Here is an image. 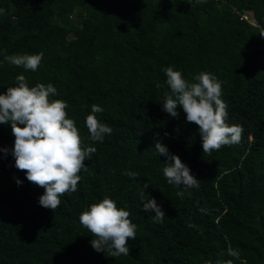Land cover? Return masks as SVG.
<instances>
[{
    "label": "trees",
    "instance_id": "16d2710c",
    "mask_svg": "<svg viewBox=\"0 0 264 264\" xmlns=\"http://www.w3.org/2000/svg\"><path fill=\"white\" fill-rule=\"evenodd\" d=\"M261 33L264 0H0V94L21 74L29 87L51 83L57 95L50 100L67 102L83 147L96 149L78 190L60 197L54 212L38 203L45 189L0 152V264H264ZM41 52L35 72L4 59ZM168 66L189 81L202 71L222 81L226 123L243 127L239 143L203 153L183 109L178 118L162 110ZM93 104L113 128L102 143L85 124ZM14 140L11 125L0 124V149ZM157 142L190 168L198 188L167 183L169 161L156 153ZM104 198L137 225L128 256L94 250L95 237L79 221ZM152 198L163 223L143 208Z\"/></svg>",
    "mask_w": 264,
    "mask_h": 264
},
{
    "label": "clouds",
    "instance_id": "9594fccd",
    "mask_svg": "<svg viewBox=\"0 0 264 264\" xmlns=\"http://www.w3.org/2000/svg\"><path fill=\"white\" fill-rule=\"evenodd\" d=\"M264 36V33L260 34ZM8 64L35 72L41 65L43 53L5 55ZM162 71L166 75V84L170 89L164 93L162 110L172 118H178V109L186 114V121L198 126L202 140L203 153L211 154L225 145L239 143L243 127L229 125L227 104L222 99V81L216 75L202 71L192 81L183 73L168 66ZM16 87H8L6 93L0 94V124H10L15 137L11 149L2 148L5 156L14 157L15 167L24 171L26 179L32 184L45 189L39 197L41 207L53 212L61 203L60 197L78 190L81 180L79 173L86 170V160H90L96 151L94 147H83L82 137L73 119L68 118V104L63 100H50L57 95L51 84L38 83L29 87L24 75L16 77ZM157 88L162 85L157 83ZM100 105L93 104L85 124L94 142H103L105 136L113 133V128L102 122L97 114L103 113ZM159 156H165L163 175L169 185L184 190L198 188L199 180L192 174L179 156L169 152L168 148L157 142L154 146ZM129 177L136 173L126 172ZM17 185L23 181L17 179ZM144 189L148 187L145 184ZM177 196L183 198L184 191ZM143 195V193H142ZM145 211L151 210V218L163 223L165 214L154 198L142 200ZM130 213L118 208L115 201L104 198L93 203L88 210L81 213L79 221L92 234L91 246L97 252H107L110 257L128 256L129 238L136 239L137 225L129 219ZM188 227H195L188 222ZM237 255V253H231ZM231 264V262H229Z\"/></svg>",
    "mask_w": 264,
    "mask_h": 264
},
{
    "label": "rangeland",
    "instance_id": "374dc122",
    "mask_svg": "<svg viewBox=\"0 0 264 264\" xmlns=\"http://www.w3.org/2000/svg\"><path fill=\"white\" fill-rule=\"evenodd\" d=\"M246 18L250 20V16H248V15H247V17H246ZM250 22H253V21H252V20H250Z\"/></svg>",
    "mask_w": 264,
    "mask_h": 264
}]
</instances>
